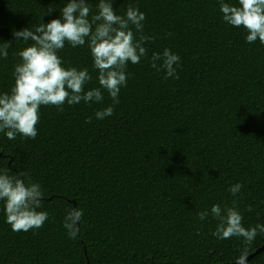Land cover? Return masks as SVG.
Segmentation results:
<instances>
[{"label":"trees","instance_id":"1","mask_svg":"<svg viewBox=\"0 0 264 264\" xmlns=\"http://www.w3.org/2000/svg\"><path fill=\"white\" fill-rule=\"evenodd\" d=\"M67 2L0 0V43H12L0 57V94L32 43L13 31L59 18ZM97 3L89 0L93 14ZM129 4L153 39L147 57L128 63L114 114L96 119L112 105L102 90L101 103L42 106L35 139L0 133V172L39 184L38 211L48 213L42 228L14 232L0 201V264H224L264 245V233L250 244L217 239L210 212L235 200L245 228L264 224V45L224 23L218 0H113L118 15ZM165 48L180 56L179 79L151 67ZM58 55L89 70L86 91L99 87L87 44L66 43ZM245 264H264V251Z\"/></svg>","mask_w":264,"mask_h":264},{"label":"clouds","instance_id":"2","mask_svg":"<svg viewBox=\"0 0 264 264\" xmlns=\"http://www.w3.org/2000/svg\"><path fill=\"white\" fill-rule=\"evenodd\" d=\"M218 7L224 23L245 30L246 43L253 44L258 40L264 45V0H236L235 4L218 0ZM96 8L93 14L89 0H68L60 9L59 18L42 22L34 30L13 31L15 41L32 43L18 51L20 62L12 73L14 84L9 92L0 94V133L9 140L16 139L17 135L30 139L37 137L36 126L42 106H55L63 111L65 104L101 103L103 91H106L112 105L97 110L95 117L103 120L114 114L115 106L120 102L121 88L127 86L128 63L139 64L142 57H147L144 45L153 37L143 34L146 16L138 6L129 4L123 15L117 14L113 0H98ZM66 43L73 48L87 44L99 87L86 91V84L92 80L89 70L64 66L58 52ZM11 44L0 43V57L7 59ZM150 63L153 69L165 73V79H179L176 66L180 56L170 49L154 52ZM91 120L89 117L86 122ZM25 175L17 172L9 176L7 170L0 172V201L4 202L6 222L14 232L42 228L48 219L46 211H38L43 196L41 186L35 182L26 183ZM242 187L238 182L230 185L228 191L236 196ZM252 210L248 208V211ZM210 212L218 221L212 233L217 239L243 237L250 244L257 234L264 233V224L244 227L235 200L231 207L213 204ZM197 215L203 221L209 212L201 211Z\"/></svg>","mask_w":264,"mask_h":264},{"label":"water","instance_id":"3","mask_svg":"<svg viewBox=\"0 0 264 264\" xmlns=\"http://www.w3.org/2000/svg\"><path fill=\"white\" fill-rule=\"evenodd\" d=\"M262 251H264V245L260 249H258L257 251H255L252 255L244 258L243 260L237 261L235 263H224V264H241V261H242V264H245L250 258H252L253 256L259 254Z\"/></svg>","mask_w":264,"mask_h":264}]
</instances>
